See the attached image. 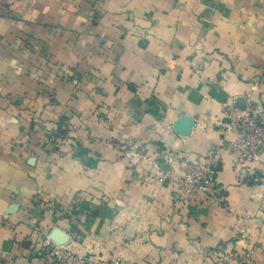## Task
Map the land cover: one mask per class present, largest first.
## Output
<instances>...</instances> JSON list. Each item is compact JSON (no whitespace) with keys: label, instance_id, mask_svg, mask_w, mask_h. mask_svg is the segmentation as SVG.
Here are the masks:
<instances>
[{"label":"crops","instance_id":"crops-1","mask_svg":"<svg viewBox=\"0 0 264 264\" xmlns=\"http://www.w3.org/2000/svg\"><path fill=\"white\" fill-rule=\"evenodd\" d=\"M250 91L264 109V0H0V264H41L38 231L122 264H264V151L240 180L223 115ZM183 157L218 189L176 202L155 166Z\"/></svg>","mask_w":264,"mask_h":264},{"label":"built area","instance_id":"built-area-1","mask_svg":"<svg viewBox=\"0 0 264 264\" xmlns=\"http://www.w3.org/2000/svg\"><path fill=\"white\" fill-rule=\"evenodd\" d=\"M223 115L227 119V133H235L238 137V157L234 162L238 177L240 180L248 177L258 181L255 165L264 151V109L254 104L253 92L250 91L244 97L243 106H239L235 101L230 102L224 106ZM173 161V158L167 155V162L171 166ZM182 161L189 170L181 176L176 175L174 169L164 171L159 165L155 166L156 178L161 181L170 180L176 187V202L190 199L197 190L215 192L218 189L216 181L220 167L188 157H183ZM38 240L40 249L37 251V257L41 264H122L118 257L106 260L98 256L79 255L66 245H58L49 234L42 231H38ZM237 255L232 253L234 258ZM244 256L243 258L242 254L240 264H249L250 251Z\"/></svg>","mask_w":264,"mask_h":264},{"label":"water","instance_id":"water-1","mask_svg":"<svg viewBox=\"0 0 264 264\" xmlns=\"http://www.w3.org/2000/svg\"><path fill=\"white\" fill-rule=\"evenodd\" d=\"M194 125V119L191 117L183 116L174 125L175 131L182 135L188 136L191 134ZM14 209V208H13ZM52 238L58 245H66L70 237L61 231L52 233Z\"/></svg>","mask_w":264,"mask_h":264},{"label":"rangeland","instance_id":"rangeland-1","mask_svg":"<svg viewBox=\"0 0 264 264\" xmlns=\"http://www.w3.org/2000/svg\"><path fill=\"white\" fill-rule=\"evenodd\" d=\"M63 131H64V135H65V133H66V135L69 137V134H71V131H73V132H78V128L75 126V127H73V129H69V132H68V127H66V125L64 126V128L62 129ZM245 249H243V251H244ZM243 251H240L239 253V255H237L238 257H240V258H237V256L235 257V260H237L238 261V263L240 264L241 263V261H242V254H243V258L245 257L244 255H245V253L246 252H248V251H246V252H243Z\"/></svg>","mask_w":264,"mask_h":264}]
</instances>
